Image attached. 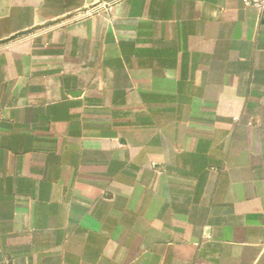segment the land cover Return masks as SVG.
Listing matches in <instances>:
<instances>
[{"label":"crops","instance_id":"0c3cea01","mask_svg":"<svg viewBox=\"0 0 264 264\" xmlns=\"http://www.w3.org/2000/svg\"><path fill=\"white\" fill-rule=\"evenodd\" d=\"M0 0V264H264V10Z\"/></svg>","mask_w":264,"mask_h":264},{"label":"built area","instance_id":"2783aa9c","mask_svg":"<svg viewBox=\"0 0 264 264\" xmlns=\"http://www.w3.org/2000/svg\"><path fill=\"white\" fill-rule=\"evenodd\" d=\"M116 0H111L109 2L104 3L102 6H97L95 8H91L85 12V16H91L96 13H100L104 10H108L110 6H112ZM247 5H252L257 7L260 10H264V0H245Z\"/></svg>","mask_w":264,"mask_h":264},{"label":"water","instance_id":"95a60500","mask_svg":"<svg viewBox=\"0 0 264 264\" xmlns=\"http://www.w3.org/2000/svg\"><path fill=\"white\" fill-rule=\"evenodd\" d=\"M94 0H88V3H89V5L91 6V5H93V2Z\"/></svg>","mask_w":264,"mask_h":264}]
</instances>
